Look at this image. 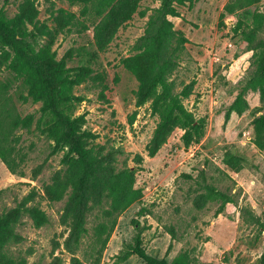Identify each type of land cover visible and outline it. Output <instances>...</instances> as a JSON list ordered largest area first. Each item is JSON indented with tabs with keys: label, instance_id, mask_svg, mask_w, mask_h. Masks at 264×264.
<instances>
[{
	"label": "rangeland",
	"instance_id": "374dc122",
	"mask_svg": "<svg viewBox=\"0 0 264 264\" xmlns=\"http://www.w3.org/2000/svg\"><path fill=\"white\" fill-rule=\"evenodd\" d=\"M22 1L0 0V6L8 17H13ZM228 1L199 0L193 6L179 7L181 17H170L175 29L183 31L189 39L170 80L176 93L192 85V93L183 103L202 122L203 135L186 147L182 139L185 130L177 128L157 155L149 157L147 146L159 117L153 114L151 102L136 107L138 82L121 60L135 53L137 40L145 33L149 17L161 2L143 0L108 48L99 53L94 41L93 24L100 20L95 5L89 4L85 11L81 2L37 0L39 19L51 28H57L51 14L59 8L76 13L89 26L88 30L77 26L59 32L53 49L58 59L73 50L68 67L90 64L94 75H104L102 82L98 78L88 80L75 89L77 95L85 97L75 114L86 115L85 128L99 136L97 144L125 149L121 162L126 160L136 169V188L143 190L142 200L119 216L100 264H147L133 253L137 236L149 257L168 264L182 253L188 254L191 264H260L264 231L253 219L264 220V150L254 142L252 121L264 114V101L258 91L245 90L246 79L253 70V51L236 28L240 19L249 21L251 13L264 12V0L246 11L226 15L221 21ZM46 42L47 39L42 41ZM93 53L98 56L93 58ZM1 82H10L8 92L17 112L21 117L34 114V123L30 129L17 132L21 135L18 148L25 156V176L13 175L0 160V214L35 190L38 194L33 203L39 204L49 217L47 225L36 228L31 218L24 216L17 227L24 239L10 245L9 253L25 258L27 264H49L55 257H60L62 264H95L97 253L92 244L97 211L88 218L89 234L79 250L67 251L64 241L69 229L62 221L66 198L50 202L44 197V186L51 183L55 172L65 168L64 152L54 153L53 141L37 129L40 104L21 100L26 90L9 71L1 72ZM241 92L248 109L241 115L234 112L228 119L229 107ZM135 111L136 120L130 125L128 119ZM230 153L242 159V168L236 175L224 162ZM137 154L144 157L140 166L133 161ZM42 164L41 173L34 177L33 171ZM202 171L208 184L236 200L237 208L231 216L217 215L219 203L215 201H209L202 209L194 205L196 196L203 191L197 183Z\"/></svg>",
	"mask_w": 264,
	"mask_h": 264
},
{
	"label": "trees",
	"instance_id": "16d2710c",
	"mask_svg": "<svg viewBox=\"0 0 264 264\" xmlns=\"http://www.w3.org/2000/svg\"><path fill=\"white\" fill-rule=\"evenodd\" d=\"M142 1L71 0L84 3L85 11L89 4L95 5L100 20L93 24L94 41L99 53L108 48L119 29L132 19ZM159 1V7L149 17L145 33L134 46L135 53L121 60L125 69L138 82L136 107L151 102L153 114L159 117L147 146L149 157L157 155L177 128L185 130L182 139L186 147L198 142L203 135L202 122L197 121L183 103L191 95L192 85L176 93L175 84L170 80L189 42L183 31L175 29L170 17H181L179 7L193 6L199 0ZM261 1L229 0L221 14V21L226 15L246 11ZM39 15L37 0H23L13 17H8L0 6V160L13 175L25 176V156L20 154L18 146L21 135L17 132L30 129L34 123V114L21 117L17 112L8 92L10 82H1V72L5 70L26 90V95H21L23 102L31 100L40 104L37 129L53 141V152H64L62 164L65 168L55 172L51 183L44 186V197L50 202L66 198L62 221L69 233L64 248L71 253L79 250L89 234L88 218L97 211L98 223L93 229L92 250L97 253L95 264H100L119 216L142 200L143 190L136 188V169H132L126 160L121 162L120 157L126 154L125 149L97 144L99 136L85 128L86 115L75 114L77 106L85 101V97L77 95L75 89L88 80L98 78L102 82L104 75H94L90 64L68 67V60L74 56L73 50L58 59L53 49L59 32L70 31V27L77 26L88 30L89 26L81 22L76 13L63 8L51 14L57 23L56 29L51 28L46 21L42 22ZM236 32L253 51V70L246 79L245 90L258 91L264 101V12L251 13L249 21L240 19ZM44 39H47L45 44L42 43ZM97 56L96 53L92 55L93 58ZM246 109L248 103L241 92L229 107L227 118L234 112L241 115ZM136 116V111L130 115V125L134 124ZM252 125L254 142L259 149L264 150V114L255 117ZM133 161L140 166L144 157L137 154ZM224 162L235 175L242 168V159L235 153L228 154ZM42 169L43 164L33 171V176L37 177ZM187 177L192 179L189 175ZM199 178L201 181L197 183L203 191L194 200L197 208L202 209L209 201H215L219 203L217 215L224 213L231 216L235 213L237 202L231 194L208 184L204 171ZM37 194L32 190L15 207L0 214V264H27L25 258L14 257L9 253L10 245L21 243L24 239L17 232L24 216H29L36 228L49 223L47 213L39 204L33 203ZM244 212L250 213L248 210ZM254 219L264 231V220ZM135 241L133 253L147 264H168L165 260L149 257L141 246L140 236ZM49 264H62V259L55 257ZM171 264L191 263L188 254L182 253ZM260 264H264V253Z\"/></svg>",
	"mask_w": 264,
	"mask_h": 264
}]
</instances>
